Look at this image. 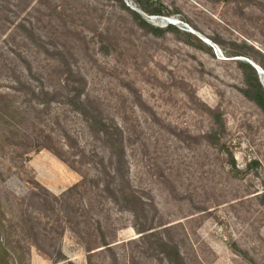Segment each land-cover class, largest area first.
I'll use <instances>...</instances> for the list:
<instances>
[{"label": "rangeland", "instance_id": "1", "mask_svg": "<svg viewBox=\"0 0 264 264\" xmlns=\"http://www.w3.org/2000/svg\"><path fill=\"white\" fill-rule=\"evenodd\" d=\"M124 2L149 26L117 0H0V220L7 264H89L87 246L97 248L90 264H161L139 240L132 214L96 193H85L77 212L85 239L58 212L40 215L47 239L39 241L67 260L55 263L25 229L30 188L60 196L97 174L98 161L107 158L65 100L60 61L73 78L82 75L88 95L123 129L132 184L155 205V223L172 226L187 264H264V112L241 92L242 56L226 54L249 46L264 54V0H151L162 15ZM170 24L177 30L168 31ZM17 81L31 89L57 87L60 95L37 98ZM214 112L223 117L239 172L206 144ZM97 219L111 252H98L94 227L90 236L86 229Z\"/></svg>", "mask_w": 264, "mask_h": 264}, {"label": "trees", "instance_id": "2", "mask_svg": "<svg viewBox=\"0 0 264 264\" xmlns=\"http://www.w3.org/2000/svg\"><path fill=\"white\" fill-rule=\"evenodd\" d=\"M122 8L132 13L136 18L146 26L148 22L139 13L131 10L126 6L124 0H117ZM143 11L149 15H162L163 11L161 6L157 3H152L151 0H131ZM26 32V36L30 41L38 48L43 49L46 52L49 50L41 42V37L34 33L33 30H29L25 25L21 24ZM149 26V24H148ZM168 31L177 30L174 25H168ZM191 35V34H190ZM198 43L204 44L200 39ZM217 42H219L217 40ZM205 45V44H204ZM248 50H242L233 48L234 51L230 53L226 52L227 56L246 57L255 61L258 65L264 69V54L253 47H248ZM209 51L212 52L209 47ZM56 54H62L61 51H57ZM28 67L27 70L31 74L33 73L32 65L29 61H26ZM238 67L244 74V87L241 89L243 95L254 102L264 112V85L259 77L257 70L249 63L243 60H237ZM59 67L63 73V79L61 83V91L64 93L65 100L73 109L78 112L88 124V129L91 135L99 141L107 152V158H100L98 161L97 174L93 176H83L82 180L75 183L73 186L65 190L60 196H55L49 191L43 189L44 194L39 193L34 187L30 188L25 194V200L29 205L30 211L25 214V229L28 235L35 239L37 247L49 255L51 258H55V263L62 260H67V257L63 254L62 250H59L56 254L54 251L46 248L44 244L39 241L40 239H47L46 229L41 227L40 215L43 212L45 216L50 217L55 212L62 215L67 223V227L73 232L78 239H85L84 229L82 230V221H80L77 215L78 210H81V202L86 194L96 193L100 197L107 198L112 204H114L120 211H128L133 217V226L137 233L140 235L139 239L145 245H148L149 249L160 257L161 264H187L184 255L182 254L178 241L170 234L172 226L166 224L157 225L153 218L151 208L156 210L155 205L149 204V202L143 197L136 187L132 184L130 177V167L127 161L126 155V139L124 131L121 126L113 119L105 117L104 112L97 102L92 99L86 92V82L82 75L78 72V79L73 78L76 76L73 69L69 67V64L59 62ZM62 67V68H61ZM18 84L27 87L32 92V95L45 99L49 97L48 101L55 99L60 93L57 87L48 88L44 85L31 89L32 84H27L21 81H17ZM44 103V101H43ZM47 104V102H46ZM216 113L213 117V125L209 131L204 135V139L208 147L216 149L222 153L226 158L228 165L234 171L239 169L236 164V159L232 150L227 147L224 141V134L226 132L225 123L220 113ZM68 137V135H67ZM72 147V145H69ZM69 162V161H65ZM74 162V161H73ZM83 162V161H82ZM255 162V161H254ZM71 168L75 167L71 161L69 162ZM78 195L77 200H75ZM88 206V202L84 203L85 208ZM152 216V218H151ZM95 225V226H94ZM86 227L90 231L94 227V232L97 239H100L101 251H113L111 243L108 242L106 233L103 229L100 220H95V224ZM84 226V225H83ZM47 227V226H46ZM85 227V226H84ZM5 232V224L0 220V264H7L9 257V248L3 239ZM154 238V239H151ZM86 246V245H85ZM88 256L89 264L92 259V254L96 253L97 248L92 246L85 247ZM69 264H72L69 261Z\"/></svg>", "mask_w": 264, "mask_h": 264}, {"label": "water", "instance_id": "3", "mask_svg": "<svg viewBox=\"0 0 264 264\" xmlns=\"http://www.w3.org/2000/svg\"><path fill=\"white\" fill-rule=\"evenodd\" d=\"M132 9L136 10L134 8H132ZM206 42H208V41H206ZM237 60H243V61L249 62L257 70V73H258L259 77L262 78V75H263L262 69L255 62H253L252 60H250L248 58H244V57L243 58L242 57L241 58H237Z\"/></svg>", "mask_w": 264, "mask_h": 264}]
</instances>
